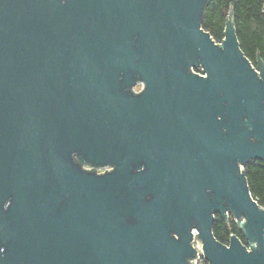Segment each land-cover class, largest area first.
<instances>
[{"label": "water", "instance_id": "95a60500", "mask_svg": "<svg viewBox=\"0 0 264 264\" xmlns=\"http://www.w3.org/2000/svg\"><path fill=\"white\" fill-rule=\"evenodd\" d=\"M208 2L0 0V264H193L194 230L209 264H264V60Z\"/></svg>", "mask_w": 264, "mask_h": 264}, {"label": "trees", "instance_id": "16d2710c", "mask_svg": "<svg viewBox=\"0 0 264 264\" xmlns=\"http://www.w3.org/2000/svg\"><path fill=\"white\" fill-rule=\"evenodd\" d=\"M233 9V23L236 26L241 48L255 66L258 54L264 60V0H209L203 27L218 43L225 37L227 21ZM254 198L264 206V160H252L244 167ZM216 238L228 244L232 233H236L243 243L247 239L235 224L234 218L225 219L217 214L213 225Z\"/></svg>", "mask_w": 264, "mask_h": 264}, {"label": "built area", "instance_id": "2783aa9c", "mask_svg": "<svg viewBox=\"0 0 264 264\" xmlns=\"http://www.w3.org/2000/svg\"><path fill=\"white\" fill-rule=\"evenodd\" d=\"M201 73H203V72H201ZM85 167L87 169H93V166H91L89 164L85 165ZM108 169L110 170L111 167L110 168H97V171L99 173H101V172L107 171ZM193 234H194V238H195V247L197 248L198 253H197V257L192 259L191 262L193 264H209V262L206 260L205 255H204L203 243H202V241L200 239L197 238L198 231L194 230Z\"/></svg>", "mask_w": 264, "mask_h": 264}, {"label": "rangeland", "instance_id": "374dc122", "mask_svg": "<svg viewBox=\"0 0 264 264\" xmlns=\"http://www.w3.org/2000/svg\"><path fill=\"white\" fill-rule=\"evenodd\" d=\"M196 71H198V72H203V70L201 69V68H196ZM135 89L136 90H140L141 89V85H137L136 87H135ZM229 216L231 217V218H234V215L233 214H229Z\"/></svg>", "mask_w": 264, "mask_h": 264}, {"label": "flooded vegetation", "instance_id": "af4514ba", "mask_svg": "<svg viewBox=\"0 0 264 264\" xmlns=\"http://www.w3.org/2000/svg\"><path fill=\"white\" fill-rule=\"evenodd\" d=\"M197 72H198V71H197ZM138 91H140V90H138ZM85 165H88V164H85ZM111 169H112V167H111ZM111 169H110V170H111ZM108 170H109V169H108Z\"/></svg>", "mask_w": 264, "mask_h": 264}]
</instances>
